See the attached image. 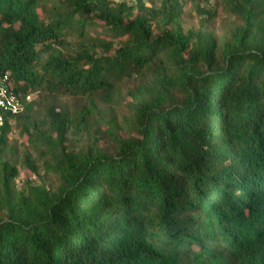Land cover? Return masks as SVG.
Segmentation results:
<instances>
[{
    "label": "trees",
    "instance_id": "16d2710c",
    "mask_svg": "<svg viewBox=\"0 0 264 264\" xmlns=\"http://www.w3.org/2000/svg\"><path fill=\"white\" fill-rule=\"evenodd\" d=\"M184 1L0 0V73L50 99L0 127V264H264V0H225L227 40Z\"/></svg>",
    "mask_w": 264,
    "mask_h": 264
},
{
    "label": "rangeland",
    "instance_id": "374dc122",
    "mask_svg": "<svg viewBox=\"0 0 264 264\" xmlns=\"http://www.w3.org/2000/svg\"><path fill=\"white\" fill-rule=\"evenodd\" d=\"M117 2H129L132 3L133 0H116ZM225 0H186L183 2V13L181 18V24L186 32L192 30L195 32H199L201 30L207 29L213 31L216 37L223 39H229L231 34V29L233 28V24L235 21L232 18H229L224 11ZM161 5V0H147V7ZM202 10H208L212 14L215 15L213 22L209 27L206 28L201 27V19L203 16L199 14ZM149 83V78L141 79ZM141 83L140 80L126 82L123 85V93H124V105L126 107V102L128 101L127 92L132 91L137 88V86ZM33 103L35 115L33 120H39L40 117L45 115V111L47 105L50 103V99H46L45 97H39L33 95ZM62 103L63 105L72 106L70 101L64 100L62 102H57V104ZM29 122L27 123L26 119L18 118L12 121L11 123V131L8 135V149L7 156L12 160V164L16 166L20 171V179L23 184L27 178L31 177L29 170H27V156L28 154L33 155V146L30 144L29 138L30 134H32V129H28ZM29 130V131H28ZM85 143V142H84ZM103 144L107 150H109V146L111 145L109 140H104ZM84 144L81 145V147ZM32 157V156H31ZM33 158V157H32ZM34 161V160H33ZM34 178L33 180H35ZM43 182L47 183V185L51 186L54 184V181H49L48 178L44 177Z\"/></svg>",
    "mask_w": 264,
    "mask_h": 264
},
{
    "label": "built area",
    "instance_id": "2783aa9c",
    "mask_svg": "<svg viewBox=\"0 0 264 264\" xmlns=\"http://www.w3.org/2000/svg\"><path fill=\"white\" fill-rule=\"evenodd\" d=\"M33 102V95L20 96L12 86L11 74L0 73V127L10 117H17L25 111V106Z\"/></svg>",
    "mask_w": 264,
    "mask_h": 264
}]
</instances>
